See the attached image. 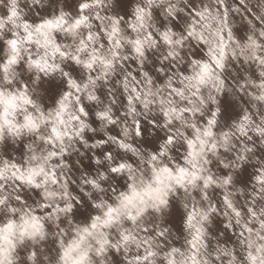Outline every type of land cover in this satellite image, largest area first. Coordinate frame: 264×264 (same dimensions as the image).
<instances>
[{
	"label": "snow or ice",
	"instance_id": "obj_1",
	"mask_svg": "<svg viewBox=\"0 0 264 264\" xmlns=\"http://www.w3.org/2000/svg\"><path fill=\"white\" fill-rule=\"evenodd\" d=\"M8 2L0 30L22 15ZM102 9L48 0L0 41L5 73L24 66L21 34L66 61L25 57L63 77L41 80L48 133L31 114L20 123L0 113V264H264V3ZM24 132L30 141L9 143Z\"/></svg>",
	"mask_w": 264,
	"mask_h": 264
},
{
	"label": "clouds",
	"instance_id": "obj_2",
	"mask_svg": "<svg viewBox=\"0 0 264 264\" xmlns=\"http://www.w3.org/2000/svg\"><path fill=\"white\" fill-rule=\"evenodd\" d=\"M63 0H61V3ZM175 3L183 4L186 3V0H173ZM250 4L256 5L258 3H264V0H248ZM19 5H21L20 11L22 15L18 17L15 22L5 21V27L0 30V41H3L8 38V35L19 31L20 25L23 23L24 17L29 15V10L35 11L37 6L43 7L48 4V0H18ZM103 9L107 10L110 14L112 6L115 4V0H102ZM9 6L8 0H0V9H5ZM97 7H90L87 12L89 16H94L97 11ZM51 34H49L50 37ZM80 35H83L81 31ZM59 37L66 43L72 44L71 52L76 53V44L72 41V38L67 36L64 32L59 33ZM17 39L20 41L19 48L20 52L16 53L19 56L20 62L23 63V68L21 69L20 64L11 66L10 70L5 73L0 69V91L3 92V95H0V113L3 114V117L9 121L23 122V119L26 114H31L36 118L37 122L41 123L43 132L46 134L49 131L48 123L42 122L40 117L41 110H44L46 114L47 110L45 105H51V101L48 99L44 89L40 87L41 80L47 82L50 78L55 77L57 82H59L63 77L61 71L53 72L49 68L48 71H40L35 66H30L25 59L28 53H31V56L34 58H39L42 65L46 64H63L66 61L62 60L58 55L53 58L52 53L55 51L54 46H37L36 43L26 44L24 39L21 36H18ZM36 41H39L40 45H45L46 37L42 35H36L34 37ZM100 40H96V44L99 45ZM91 47V45H89ZM66 51H69L66 49ZM5 76L8 78L5 79ZM45 87L47 84L45 83ZM24 92L26 97L32 101V103H25L24 98H22L19 93ZM88 101L85 99V103ZM103 101L96 103L97 110H102ZM76 111L75 103L73 102L72 107L68 109V114L74 115ZM90 119V118H89ZM66 121L68 122V127L71 128V121L68 120L66 115ZM111 127L106 120H98L97 124L94 126L95 132L100 134H106L107 129ZM119 127V126H118ZM7 139L10 144L14 147H20V141L28 142L32 139L31 135L28 132H24L22 136L13 138L11 135H7ZM3 141H0V159L3 158ZM13 155L16 156L15 153ZM82 167V166H81ZM70 179H73L75 183V177L70 175ZM80 187V185H76Z\"/></svg>",
	"mask_w": 264,
	"mask_h": 264
}]
</instances>
